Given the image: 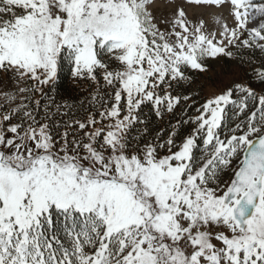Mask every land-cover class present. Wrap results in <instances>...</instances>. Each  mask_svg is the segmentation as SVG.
Masks as SVG:
<instances>
[{
  "label": "snow or ice",
  "instance_id": "obj_1",
  "mask_svg": "<svg viewBox=\"0 0 264 264\" xmlns=\"http://www.w3.org/2000/svg\"><path fill=\"white\" fill-rule=\"evenodd\" d=\"M156 4L0 0V75L29 85L0 96V264H264V64L199 106L175 94L205 59L264 55V0ZM190 6L235 27L205 35ZM65 66L105 91L84 119L27 98L55 101Z\"/></svg>",
  "mask_w": 264,
  "mask_h": 264
},
{
  "label": "trees",
  "instance_id": "obj_2",
  "mask_svg": "<svg viewBox=\"0 0 264 264\" xmlns=\"http://www.w3.org/2000/svg\"><path fill=\"white\" fill-rule=\"evenodd\" d=\"M235 55V59H229L223 57L221 63L218 64V67L222 68V74L229 76L230 74L237 73V78L241 75L240 81L236 84H249V81L252 77L255 76V69L259 68L264 64V55H259L256 53H250L248 50H244L241 54L236 50L232 51ZM251 62V64H250ZM203 66L207 69L205 72L200 73L192 71L190 69H185V75L190 78L189 83H182L176 86L175 94L181 96H192L193 100L189 103L199 106L205 102L206 94L205 89L206 85L210 83L213 79L211 78V72L216 68L209 60L205 59L202 61ZM29 87L26 83H19L14 79H10L8 76L0 75V96L5 92L12 93L18 92L19 88ZM102 87V84H101ZM44 96L48 99L42 100L40 95L30 94L27 98L34 104L36 100H41L42 104L54 103H70L73 105V110L76 113L74 119H84L87 116H90L97 109L92 104V97L99 96L101 99L96 101L97 104H102L105 98V91H101L100 88L93 85L90 81H81L74 79L71 75L69 67L65 66L61 70L58 76V84L55 90V101L51 99V95L48 89H42ZM21 100L25 99V96H20ZM106 106V105H104ZM187 108V104H182L181 107L176 112V117H180L184 109ZM151 113L150 106H146L143 109V115L149 116ZM190 114H194V109ZM168 120H172V117H168ZM173 122H175L173 120ZM150 124L152 126L153 134H155L156 129H162L163 124L155 120L154 116L150 118ZM227 179V177H225Z\"/></svg>",
  "mask_w": 264,
  "mask_h": 264
},
{
  "label": "rangeland",
  "instance_id": "obj_3",
  "mask_svg": "<svg viewBox=\"0 0 264 264\" xmlns=\"http://www.w3.org/2000/svg\"><path fill=\"white\" fill-rule=\"evenodd\" d=\"M170 2L171 0H157L156 11L159 13V15L157 16L158 20H161L163 17L171 13L172 9L168 6ZM186 12L189 21H192L196 24H199L201 22L204 23V33L208 36L215 34L217 38H219L220 33L223 30L222 26L225 24L229 28L235 27L234 20L230 14L231 10L228 7L202 8L190 6L186 8ZM245 38H247V36H245ZM233 50L235 49H229V51ZM222 58L223 57H220L218 59H207L210 61V63L216 66V68L211 72V75H213L211 78L213 80L206 85L205 94L207 100L223 94L226 90L232 87L234 83L240 81L241 75L239 76V78H237V73L230 74L229 76H225L221 73L222 68H219L218 64L221 63Z\"/></svg>",
  "mask_w": 264,
  "mask_h": 264
}]
</instances>
